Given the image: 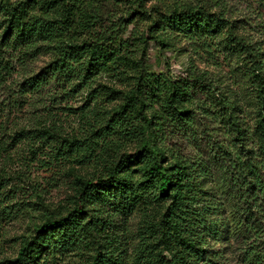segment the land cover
I'll return each mask as SVG.
<instances>
[{"label":"trees","instance_id":"16d2710c","mask_svg":"<svg viewBox=\"0 0 264 264\" xmlns=\"http://www.w3.org/2000/svg\"><path fill=\"white\" fill-rule=\"evenodd\" d=\"M154 1L0 0V150L24 146L71 191L36 194L0 264H264L263 44L205 0ZM151 42L189 53L184 72L155 70ZM22 106L28 126L10 128Z\"/></svg>","mask_w":264,"mask_h":264},{"label":"rangeland","instance_id":"374dc122","mask_svg":"<svg viewBox=\"0 0 264 264\" xmlns=\"http://www.w3.org/2000/svg\"><path fill=\"white\" fill-rule=\"evenodd\" d=\"M203 1V0H202ZM213 5V10L224 12L229 18L237 20L239 25L245 27L253 39L263 44L264 49V0H205ZM197 3L198 0H156L151 4L160 7V11H167L175 4ZM181 48H186L185 43H180ZM150 61L155 70L165 67L166 59L170 61L171 70L174 74H181L187 67L189 53L179 54L176 51L161 52L156 42H151L149 47ZM201 67H207L204 63L198 61ZM227 67H225L226 69ZM215 74H223L224 72L208 67ZM86 95V93H85ZM77 96L62 102L61 106L69 108H79L85 103L86 96ZM22 112H13L8 118V126L18 127L28 126L26 124L30 117V109L26 106L20 107ZM58 112V120L62 124L66 133H71L72 128H79L77 115L69 113L67 110H56ZM40 114L45 113L43 110ZM79 113V111H78ZM246 127L253 129V119L249 114L244 118ZM16 124V126H14ZM251 138V137H250ZM253 142H251L252 144ZM132 147V146H131ZM9 152H1L0 150V207L7 206L6 212L2 213L0 221V261L11 258L18 249L16 237L26 232L30 222L33 220L31 216L36 215L38 202L36 194L42 196V201L56 207L62 202L63 198L71 191L68 187L67 179L60 175L48 172L42 163L34 162L31 165V156L25 150L24 146L17 147ZM133 150V147L131 148ZM8 153L11 157H8ZM29 204V205H28ZM8 212V213H7ZM129 228L133 230L136 227L138 217H132ZM125 223V222H124ZM227 239L224 237L219 242H214L212 247L214 250L224 251L229 256V247ZM232 252L238 259L241 245L237 243L233 246Z\"/></svg>","mask_w":264,"mask_h":264}]
</instances>
